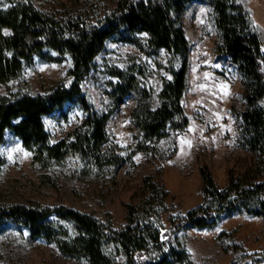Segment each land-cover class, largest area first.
Here are the masks:
<instances>
[{
  "label": "trees",
  "instance_id": "obj_1",
  "mask_svg": "<svg viewBox=\"0 0 264 264\" xmlns=\"http://www.w3.org/2000/svg\"><path fill=\"white\" fill-rule=\"evenodd\" d=\"M205 4L217 32L215 52L227 57L241 76V99L245 108L236 115L238 141L249 153L263 157L264 164V53L251 30L248 17L236 0H116L114 10L95 23L81 17H56L37 10L27 0H0V83L16 80L35 58L62 62L67 57L69 86L58 83L50 91L31 94L21 88L0 95V145L10 131L41 166L59 164L77 156L82 171L104 173L136 152L160 155L158 142L181 132L188 125L181 98L188 67V42L181 26V13L188 4ZM4 31H8L6 34ZM144 36L142 43L138 35ZM119 38L150 56L164 49L169 56L157 104L144 79L147 73L137 64L110 68L113 79L106 94L112 109L126 97L135 104L129 119L136 127L135 143L126 157L106 148L108 113L93 109L82 94L81 84L105 42ZM55 56H51L52 54ZM180 65L174 67V60ZM74 104L85 117L73 130L53 142L43 117ZM5 160L0 155V169ZM203 202L185 215L172 218L169 230L159 223L167 191L152 176L126 206V223L120 230L102 223L93 214L66 207L16 204L0 207V230H25L30 240L53 244L60 256L87 264H192L190 255L173 235L185 227L210 228L224 212L242 211L261 217L264 223V181L244 183L247 175L230 178L219 190L206 167L200 168ZM231 264H238L233 262Z\"/></svg>",
  "mask_w": 264,
  "mask_h": 264
},
{
  "label": "rangeland",
  "instance_id": "obj_2",
  "mask_svg": "<svg viewBox=\"0 0 264 264\" xmlns=\"http://www.w3.org/2000/svg\"><path fill=\"white\" fill-rule=\"evenodd\" d=\"M25 1V0H24ZM37 10L56 17H81L95 23L114 10L116 0H27ZM245 11L251 30L264 53V0H236ZM181 26L188 42V67L181 107L188 125L177 135L158 142L160 155L136 152L130 161L122 162L104 173L86 175L77 156L56 164L41 166L10 131L4 135L0 155L5 162L0 169V207L16 204L60 206L93 214L102 223L120 230L126 223V204L142 186L144 177L152 176L167 191L159 223L169 230L170 220L185 215L203 202L200 168L206 167L219 190L246 173L244 183L264 181L263 157L244 150L238 141L237 117L245 108L241 99V76L226 56L215 52L217 32L205 4L192 2L181 13ZM6 34L8 31H4ZM145 35H138L144 43ZM51 56L55 54L51 53ZM169 56L164 49L146 55L132 44L115 37L105 42L93 62V68L81 84L93 109L108 113L106 148L126 157L135 143L136 127L129 115L134 98L126 97L112 109L106 91L113 81L110 68H127L137 64L147 73L144 82L151 87L154 105L167 73ZM180 58L174 60L178 67ZM67 57L62 62L35 58L16 80L0 83V95L21 88L31 94L50 91L58 83L69 86ZM264 74V68L262 70ZM207 73L226 88L227 95L195 101L196 74ZM197 81V82H196ZM195 101V102H194ZM199 102V103H198ZM264 107V99L260 102ZM214 108V110H213ZM74 104L43 117V124L53 142L70 133L84 119ZM191 128V131H190ZM190 255L192 264H264V223L261 217L242 211L224 212L210 228L185 227L173 235ZM123 259L119 260L121 264ZM0 264H87L60 256L53 244L30 240L27 231L4 227L0 230Z\"/></svg>",
  "mask_w": 264,
  "mask_h": 264
},
{
  "label": "bare ground",
  "instance_id": "obj_3",
  "mask_svg": "<svg viewBox=\"0 0 264 264\" xmlns=\"http://www.w3.org/2000/svg\"><path fill=\"white\" fill-rule=\"evenodd\" d=\"M197 80L199 81L197 86L195 87V91L197 92V97L193 100L203 101L210 100L213 98H217L220 96H226L227 90L224 88L221 83L217 84L207 73L205 74H196ZM197 82V81H196ZM194 101V102H195ZM211 101V100H210ZM199 103V102H198ZM214 110V108H213ZM191 131V128H190Z\"/></svg>",
  "mask_w": 264,
  "mask_h": 264
}]
</instances>
